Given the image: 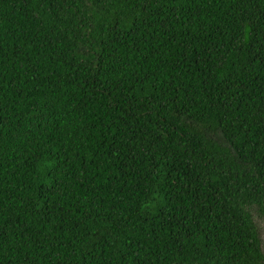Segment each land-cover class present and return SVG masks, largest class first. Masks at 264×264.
<instances>
[{
    "label": "trees",
    "instance_id": "16d2710c",
    "mask_svg": "<svg viewBox=\"0 0 264 264\" xmlns=\"http://www.w3.org/2000/svg\"><path fill=\"white\" fill-rule=\"evenodd\" d=\"M264 0H0V264H264Z\"/></svg>",
    "mask_w": 264,
    "mask_h": 264
},
{
    "label": "rangeland",
    "instance_id": "374dc122",
    "mask_svg": "<svg viewBox=\"0 0 264 264\" xmlns=\"http://www.w3.org/2000/svg\"><path fill=\"white\" fill-rule=\"evenodd\" d=\"M258 226L260 227L259 239H260V242H261V251H262L263 256H264V228L262 227L261 222H258Z\"/></svg>",
    "mask_w": 264,
    "mask_h": 264
}]
</instances>
